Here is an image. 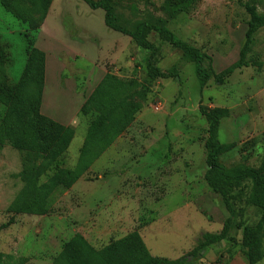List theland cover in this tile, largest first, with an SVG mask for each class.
I'll return each mask as SVG.
<instances>
[{"label": "rangeland", "instance_id": "1", "mask_svg": "<svg viewBox=\"0 0 264 264\" xmlns=\"http://www.w3.org/2000/svg\"><path fill=\"white\" fill-rule=\"evenodd\" d=\"M111 1L123 27L163 22L179 40L211 56L216 73L239 60L248 21L240 1L249 0H197L189 13L174 18L168 9L172 0ZM40 20V32L34 35L41 47L49 44L44 48L50 82L43 111L49 104L58 113L72 108L75 101L83 106L108 74L135 83V102L142 109L107 151L91 156L89 171L54 197L45 217L13 212L24 187L22 156L11 145L0 144V226L14 219V225L0 233V253L13 257L15 264H55L64 245L77 234L100 250L139 232L153 257L170 261L185 257L189 264H248L242 229L261 218L258 209L246 204L250 185L243 196L236 192L231 239L193 255L202 237L221 233L231 217L205 182L208 123L200 107L232 112L219 132L222 144L234 146L222 164L257 166L264 146V30L253 50L261 67L245 68L225 85L210 81L201 89L194 64L156 37L150 40L159 50L157 67L177 77L151 80L147 66L152 53L109 29L104 11L93 10L83 0H52ZM26 36L35 37L0 5V44L7 50L13 84L27 62ZM2 110L0 106V119ZM80 110L74 126H69L75 130L65 155L71 170L77 167L91 121L99 116L94 112L80 117Z\"/></svg>", "mask_w": 264, "mask_h": 264}, {"label": "trees", "instance_id": "2", "mask_svg": "<svg viewBox=\"0 0 264 264\" xmlns=\"http://www.w3.org/2000/svg\"><path fill=\"white\" fill-rule=\"evenodd\" d=\"M52 0H0L3 10L27 27L34 37L38 34ZM93 10L105 13L106 26L128 36L135 45L151 52L148 59V76L151 80L171 79L176 73H163L157 67L155 56L158 47L150 38L156 37L164 44L180 51L183 58L195 66L201 89L210 81L225 85L235 72L261 67L260 58L255 55L258 35L264 30V14L260 12L261 0L240 1L248 16L247 31L240 50L239 60L222 71L213 69V59L192 44L179 40L163 23L140 22L133 29L120 23L111 0H83ZM197 0H172L168 5L171 17L189 13ZM29 7L30 9H26ZM39 16V19H35ZM37 36V35H36ZM27 39V62L19 81L11 83L7 67L9 57L6 48L0 44V106L3 108L0 119V144H9L22 156L23 171L20 175L24 187L12 205L16 215L45 217L51 212L53 199L57 194L70 189L88 171L91 156L107 151L133 123L142 106L135 102V83L121 82L108 74L93 94L82 106L79 116L87 117L99 113L89 125L81 148L76 169L66 168L65 155L75 138V130L42 114L41 108L46 80V55L36 47V39ZM32 39V38H31ZM200 113L208 123V137L205 144L207 172L205 182L210 190L219 196L230 218L226 220L219 234H205L193 252L194 256L205 252L213 245H219L231 238L232 218L236 215L238 196L249 188L246 204L258 209L260 221L255 226L242 229V247L248 264H259L264 259V146L257 166L238 165L227 168L222 158L234 146L222 144L219 140L221 123L230 118L232 112L226 108L200 107ZM45 182H43V178ZM245 186V188H244ZM237 189L239 191H237ZM14 225L12 218L0 226V233ZM13 257L0 253V264H15ZM55 264H189L188 258L170 261L153 257L139 232H133L116 243L97 250L80 234L74 236L63 247L54 261Z\"/></svg>", "mask_w": 264, "mask_h": 264}, {"label": "crops", "instance_id": "3", "mask_svg": "<svg viewBox=\"0 0 264 264\" xmlns=\"http://www.w3.org/2000/svg\"><path fill=\"white\" fill-rule=\"evenodd\" d=\"M40 32V31H39ZM38 38V37H37ZM36 46H37V48H43L42 49V51L44 52L45 50H44V48H48L49 47V44H46V45H43L42 47H41V45H39L40 43H38V41H37V39H36ZM50 47H52L51 45H50ZM46 53V52H45ZM47 54V53H46ZM48 65H49V61H48V57L46 56V80H45V89H46V86L47 85H49V82H50V80H49V76H48V72H49V67H48ZM56 70H58V69H56ZM50 79H52V78H50ZM46 90H44V96H43V103H42V108H41V111H42V114L43 115H45V116H47V117H49V118H51V119H53L54 121H56V122H59L60 124H62V125H64V126H67V127H69V126H74V124H75V119H76V117H77V115H78V110H80L81 109V105L79 104V106H78V104H77V102L75 101L74 103H73V105H72V108H66L65 110L66 111H64V112H61V113H58L57 111H55L56 110V108H55V110L53 109V107H54V105H52V104H49V105H47V107H45L44 108V111H46V112H44L43 111V105H44V102H45V99H46ZM55 93V92H54ZM58 95V94H57ZM59 96V95H58ZM82 104V103H81ZM71 106V105H70ZM81 106V107H80ZM80 107V108H79ZM53 111V112H52ZM57 112V113H56Z\"/></svg>", "mask_w": 264, "mask_h": 264}]
</instances>
